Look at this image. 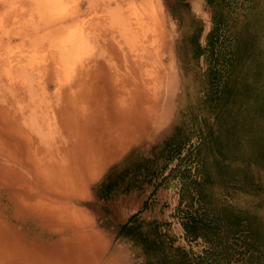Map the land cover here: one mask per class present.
<instances>
[{"label": "rangeland", "instance_id": "374dc122", "mask_svg": "<svg viewBox=\"0 0 264 264\" xmlns=\"http://www.w3.org/2000/svg\"><path fill=\"white\" fill-rule=\"evenodd\" d=\"M176 34L167 0H0V264H72L73 249L99 253L94 264L144 263L93 190L139 139H163L184 124L192 96L175 75L187 66ZM136 94L148 112L140 137L112 136L129 120L116 100L133 110L130 127L141 119ZM170 188L177 200L162 218L140 220L202 254L204 241L185 236L180 181Z\"/></svg>", "mask_w": 264, "mask_h": 264}, {"label": "trees", "instance_id": "16d2710c", "mask_svg": "<svg viewBox=\"0 0 264 264\" xmlns=\"http://www.w3.org/2000/svg\"><path fill=\"white\" fill-rule=\"evenodd\" d=\"M208 4L206 46L192 43V104L158 155L177 160L164 179L180 181L185 236L205 247L193 254L133 215L118 235L143 264H264V0ZM140 168L134 161L119 176ZM99 186L103 195L114 183Z\"/></svg>", "mask_w": 264, "mask_h": 264}, {"label": "crops", "instance_id": "0c3cea01", "mask_svg": "<svg viewBox=\"0 0 264 264\" xmlns=\"http://www.w3.org/2000/svg\"><path fill=\"white\" fill-rule=\"evenodd\" d=\"M167 7L177 29L175 43L178 45V60L187 65L185 71L178 68L175 75L184 81L182 92L185 93V97L187 93L192 96V84L186 79L192 77V43L199 39L201 45L206 46L207 35L212 28L207 25L209 19L213 17L212 10L208 0H167ZM203 61L205 55L201 57V64ZM173 133L174 131L168 133L163 138L164 141ZM147 137H142L123 153L97 180L93 190L100 202H108V208L112 210L108 217L122 224H126L133 215L144 220L160 219L163 216L161 213L163 206H168L169 203L173 205L172 202L177 200L170 188L171 180L164 179L175 166L172 164L176 160L168 162L158 156L163 139L149 140ZM134 161L141 165L140 170L130 172L121 178L120 171ZM110 179L114 186L110 192L105 191L102 195L104 190L102 191L99 185L102 184L104 187ZM164 211L167 212L166 209ZM116 234L118 235L119 231Z\"/></svg>", "mask_w": 264, "mask_h": 264}, {"label": "bare ground", "instance_id": "6f19581e", "mask_svg": "<svg viewBox=\"0 0 264 264\" xmlns=\"http://www.w3.org/2000/svg\"><path fill=\"white\" fill-rule=\"evenodd\" d=\"M129 80V79H128ZM128 80H126L125 82H128ZM133 80H135V79H133ZM124 82V83H125ZM129 83V82H128ZM131 83H132V81H131ZM138 83V82H137ZM137 83H136V85H137ZM116 88H118V86H116ZM114 99H117L116 98V94H114ZM134 101H135V104H134V107H135V111H137V114H138V116H141V119H139V120H137L135 123H134V125L135 126H132V127H130V125H128V121L129 120H132V117H129V116H132V109L130 108V109H127V110H123V109H121V107H120V105L118 104V102H117V100L114 102L115 104L113 105V107H114V109L117 111V113L119 114V116H122L121 114H123V115H126V116H128L127 117V122L124 124V125H126L125 127H122L121 129L123 130V131H118V130H116L117 132H114L113 134H112V136H115L116 137V135H124V134H128L130 137H133V139H135V138H138V137H140V134H138V131H140L139 130V122L140 121H143V120H147L148 119V112H144L143 110H142V106H143V102H144V99H143V97L141 96V95H139V94H136V97L134 98ZM136 103L138 104L137 106H136ZM120 107V108H119ZM134 107H133V109H134ZM139 108V110L140 111H138L137 109ZM130 114V115H129ZM131 124V123H130ZM118 126V125H117ZM116 126V127H117ZM134 133V134H133ZM135 146V145H134ZM97 161V160H96ZM95 161V162H96ZM96 170V169H95ZM53 180H54V178H53ZM52 180V181H53ZM61 179H57V180H55V181H60ZM3 226H6V224H3ZM4 228V227H3ZM4 230V229H3ZM4 234H5V232H4ZM83 240V239H82ZM84 240L85 241H87L88 240V238H84ZM78 239L76 238L75 240H74V245L75 244H78ZM90 243H91V241H90ZM83 244H85V242L83 243ZM69 246H70V244H69ZM76 246V245H75ZM75 246H73V248H75ZM98 247V246H97ZM71 251V250H70ZM73 252H76V253H78V255L80 256H76V258H74L73 257V260L71 261L72 262V264H94V262L96 261V259L98 258V255H99V253L98 254H96V255H92V259L90 258H87L86 257V254L83 252V253H81V252H79V251H76V250H74L73 249ZM19 253V252H18ZM71 255H73V253H71ZM81 258H83V261H80V259ZM118 258V257H117ZM87 259H89V261L87 260Z\"/></svg>", "mask_w": 264, "mask_h": 264}, {"label": "built area", "instance_id": "2783aa9c", "mask_svg": "<svg viewBox=\"0 0 264 264\" xmlns=\"http://www.w3.org/2000/svg\"><path fill=\"white\" fill-rule=\"evenodd\" d=\"M191 144H192V141H191ZM193 144H195V143H193ZM190 146V145H189Z\"/></svg>", "mask_w": 264, "mask_h": 264}]
</instances>
